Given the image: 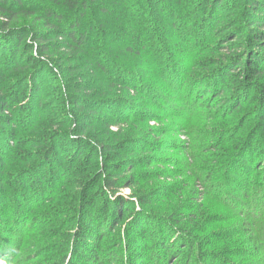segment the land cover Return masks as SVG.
<instances>
[{"label": "rangeland", "instance_id": "obj_1", "mask_svg": "<svg viewBox=\"0 0 264 264\" xmlns=\"http://www.w3.org/2000/svg\"><path fill=\"white\" fill-rule=\"evenodd\" d=\"M205 1L22 0L13 22L0 10V34L6 24L20 32V50L29 42L36 53L37 33L53 42L40 72H14L0 60V264H187L190 255L201 264L202 251L220 256L214 264H264V49L247 16L264 18V0H254L256 9L252 0ZM73 32L86 34L85 47L77 50ZM257 57L255 78L246 68ZM35 73L38 92L32 85L24 93L21 83L14 91L25 98L9 95ZM66 93L94 104L87 130H74ZM54 134L71 142L59 164L42 160ZM84 140L93 148L77 153ZM75 154L92 158L78 186L67 179ZM119 162L126 167H111ZM106 176L117 183L105 186ZM84 183L98 195L90 214L80 209ZM108 198L119 230L96 221ZM135 215L157 243L175 246L170 257L150 238L133 243ZM95 244L104 254L93 262L87 249Z\"/></svg>", "mask_w": 264, "mask_h": 264}, {"label": "trees", "instance_id": "obj_2", "mask_svg": "<svg viewBox=\"0 0 264 264\" xmlns=\"http://www.w3.org/2000/svg\"><path fill=\"white\" fill-rule=\"evenodd\" d=\"M210 0H207V2H209ZM22 0H12V2L10 4L7 3V0H0V10L3 11L5 14H7L6 16H9L10 19L12 20L11 22L14 21V19L16 17H12L15 15L16 10L20 9L22 7L21 5ZM207 2L205 1V3H203V5L207 8ZM153 3V2H152ZM156 3V2H154ZM252 4H254V7H251L252 9H256L260 7V4L255 2L254 0H252ZM220 6V5H219ZM83 7H85V4L83 5ZM199 8H201V6H199ZM247 16L249 18L252 19L253 22H255V25L257 26L252 27V32L256 34V38H259L260 41H258L257 46H259V48H261L262 50L264 49V18L261 17H256L255 15H253L251 12H247ZM10 22V23H11ZM239 23H241L240 21H238ZM9 24H6V27H4L6 30H4L5 32L0 34V60L1 57H3L4 59L3 62H5L6 64V68H13L12 70L14 72H17L21 69L23 70H27V69H32L34 68L35 70L38 69L37 71L40 72V70L42 71V69H44V60L42 59L41 56L43 55H47L50 48L52 47L53 42L49 41L48 35L45 33H37L36 34V38L35 40H38V48L35 49L37 52L34 53L33 49L34 47H32V44H30L29 42L27 44H25V46L23 47L22 50H20V45L21 43H26L24 39V37L21 35L20 32H14V31H10L8 29ZM9 31V32H7ZM10 33V34H8ZM255 36V35H254ZM87 36L86 34H76L73 32V34L71 35V42H73V44L77 47V50L81 49L82 47H85V43ZM21 40V42L19 41ZM61 43V42H60ZM243 46V45H241ZM75 47V48H76ZM21 56V58L19 59L18 57ZM262 59L261 57H257L255 58V61L252 63L254 66H250L248 65L246 68V71L252 72L253 73V77L257 78L260 75V72L262 71L261 67H260V63ZM37 75L35 73V75L33 74V76H31L30 79H27L26 76L21 79L22 81L19 82L18 84H15L14 88H11L9 91V95L12 98L15 97H21V98H25L24 95H18V92H15L14 90H18V85L20 86L21 83H25L26 84V88L24 90V93H26V89L33 85V87L35 86V92L39 91L40 88V84L37 82H35L37 79ZM4 79V76L1 77L0 74V81ZM65 85V84H63ZM59 88L62 87L61 84L58 85ZM67 87V89L70 90H75L77 89L76 85H73L71 82H68L67 85H65ZM78 90L81 91V89L78 88ZM63 99L64 97H70L71 98V103H72V107L74 111L76 112V117H77V122H79L78 124H76L75 126V131L80 132V131H85L88 129L89 123L92 122L93 119V115H95L97 113L96 109H94V104H89V102L87 100L81 101L78 97V99H75L77 97L74 96L73 93H66L65 95H62ZM260 97H261V105L264 106V89H260ZM7 100L5 101L4 97H0V108H4V111H6L7 108V104H6ZM63 102V101H62ZM87 112V114H86ZM110 126V124L108 125ZM14 134V133H13ZM12 134V137H13ZM56 135H52V136H48V138L45 139V155L43 157L42 160H46V158L50 157L52 160H58V164L59 162V158L61 156V153L63 152V150H65L68 146H70L71 142L68 141V139L66 138H62L59 139V141H56ZM79 148L77 151L80 152H87L86 147L89 146V148H93L92 144H88L85 142L84 140V147L82 146V144L80 143V141L77 142ZM27 145V144H26ZM239 146V145H237ZM74 147V146H72ZM71 147V150L73 149ZM81 148V149H80ZM60 150V151H59ZM107 151V150H106ZM83 153H81L83 155ZM78 155L77 159H76V154L74 156L69 157V162L68 164V181L72 182V180H74L77 183V186L80 185V182H82V180H84L83 178H81L82 176L88 175L89 170L92 168L91 167V161L92 158L89 156H84L85 158L81 159V157H83L82 155ZM104 154V153H103ZM105 154H108V151L105 152ZM48 156V157H47ZM109 157V155L107 156V158ZM77 160V164L74 166V161ZM52 163V161H49ZM72 163V164H71ZM130 163L129 165L131 166L133 162H128ZM127 162H119V163H115L113 165H111V167L115 170H122L123 168L126 167ZM96 167V166H95ZM51 168V166H50ZM67 176V175H66ZM74 178V179H73ZM100 182V181H99ZM117 183V181L114 178L105 177V186L109 185H115ZM99 185V183L97 184ZM105 186L100 188L103 190L105 189ZM82 194L79 195L80 196V201H81V207L80 209H82V211H86L87 213H92L94 212V210H96L97 205H96V198H98L97 193L94 192V185L93 183H89V184H82ZM76 199V198H75ZM108 202V203H107ZM146 200L144 199H140L139 203H145ZM109 198L106 199L105 204L102 206V208L100 209V212L97 215V222L98 220L100 221V228L101 230H103L104 227H106L107 225H109L111 227V230H114L116 228H118V230L120 229V225L122 224V219L118 214H113L112 217H110L109 219V211L107 210L109 208ZM136 203L133 202V205H135ZM130 210V209H127ZM97 211V210H96ZM123 214V213H122ZM125 214V213H124ZM123 214V215H124ZM122 215V216H123ZM95 218V219H96ZM112 218V219H111ZM80 227L81 229H79V235L80 236H90V228L88 227V225L86 223H84V220H82V218L80 219ZM167 228L171 229V231H174V225L172 222H169V224H167ZM128 232V236H130L131 238L133 237V243H137L139 242V240H145L147 238H150V241L152 243H154L155 245H158L157 247L162 250L163 256L162 258H168L170 257V255H172V253L174 252V247H169L168 245L164 244V242H156V239H154L152 236H150V229H147L146 226L143 223V220L140 219V217H137L136 215L134 216V219L132 221V226H129V229L127 230ZM96 234V233H95ZM173 234H175L174 232H172V236ZM98 239L101 238L102 232H99L96 234ZM103 236H106L103 235ZM124 235H122V233L119 231V239H124L123 237ZM181 238V243L183 244V246H188V247H195V243H193L192 241H190L189 238H184V237H180ZM79 241V239H77ZM85 240V239H84ZM167 240V239H165ZM86 242V240L84 241ZM81 243V242H80ZM201 244H204V241L200 242ZM82 244V243H81ZM179 244V242L177 243ZM85 246V245H84ZM82 248V245L81 247ZM87 251H89V254L91 257V261L95 262V261H99V256H101L102 254H104V247L100 246V244H95L94 248H88ZM200 253V252H199ZM194 254V253H193ZM217 255V254H216ZM80 256H82V254H80ZM196 256L198 255H190V257H188V263L187 264H191L193 259L196 258ZM110 257V256H109ZM220 256H215V254H211L209 252H204L202 251L199 255V259L201 264H214V259L218 258ZM71 257H67L66 260L63 259V262L65 261V263H67L69 261ZM119 260L118 257H115L114 255L112 256V258H110L111 263L117 262ZM222 262L223 264H229V260L222 258ZM103 260H101L100 264H103ZM99 263V262H98Z\"/></svg>", "mask_w": 264, "mask_h": 264}]
</instances>
